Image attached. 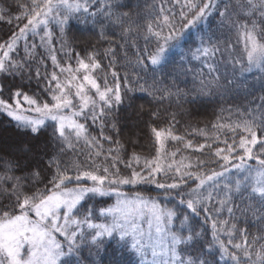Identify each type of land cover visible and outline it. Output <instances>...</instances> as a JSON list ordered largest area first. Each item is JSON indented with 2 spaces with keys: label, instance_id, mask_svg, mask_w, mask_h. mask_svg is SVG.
Wrapping results in <instances>:
<instances>
[{
  "label": "snow or ice",
  "instance_id": "6c2138e0",
  "mask_svg": "<svg viewBox=\"0 0 264 264\" xmlns=\"http://www.w3.org/2000/svg\"><path fill=\"white\" fill-rule=\"evenodd\" d=\"M169 2L153 6L144 20L123 11L129 6L121 0H13L16 12L0 0V23L10 26L0 36V115L28 137L7 144L0 124V264H264V113L217 117L179 134L176 113L153 110L149 154L129 152L136 141L114 139L115 111L132 93L196 105L216 89L246 88L239 77L253 69L264 73V0H237L223 10L219 0ZM213 13L217 31L234 33L241 48L203 30ZM73 18L99 27L110 45L103 49L106 65L95 48L76 51L68 38ZM106 27L118 28L119 40L105 35ZM193 30L199 46L189 54L208 75L199 70L198 89H182L175 79L164 84L157 69ZM112 45L124 50L121 66L131 74L117 71ZM170 142L179 147L170 149ZM133 185L161 191L122 190ZM113 196L101 206L100 198Z\"/></svg>",
  "mask_w": 264,
  "mask_h": 264
},
{
  "label": "trees",
  "instance_id": "16d2710c",
  "mask_svg": "<svg viewBox=\"0 0 264 264\" xmlns=\"http://www.w3.org/2000/svg\"><path fill=\"white\" fill-rule=\"evenodd\" d=\"M25 2L26 0H16V3ZM219 2L220 9L223 10L225 3L234 6L237 3V0H219ZM8 3H13V0H8ZM121 3L129 6L125 7L123 11L131 10L133 13L139 12L141 16L144 17V20L151 19V17L147 15V12L152 9L153 6H159L160 4H164L165 8L172 6L169 0H121ZM12 11L16 12L15 3H13ZM219 19L220 17L213 13V15L209 17L207 24L203 26V30L208 31L211 29L213 32H216L222 40L227 38L229 43H232L238 49L241 48L242 45L235 44L236 36L234 33L225 31L223 35H221V33L217 31V22ZM144 20H141L140 22L143 24ZM9 30V25L0 23V36L4 35ZM57 31L58 30L53 27V32L56 33ZM105 35L111 39L119 40V29L114 28L109 30V28L106 27ZM68 38L73 41L76 51L81 55L84 54L85 49L91 51L95 48L101 52V63L105 65L108 63V57L103 56V49L108 48L110 45L108 41L100 36L99 27L93 26L91 23H81L79 20L73 18L68 26ZM53 43H56L57 45L59 43L55 36ZM137 43L140 47H143L144 45L143 39H139ZM112 46L116 49L115 55L118 61L116 65L117 71L120 72L121 75H123L124 72L131 74V68L121 66L124 63V50L116 45ZM197 46H199V44L196 39L195 30H193L192 39L187 40L180 48L174 49L168 53V61L164 65L163 71L161 72L157 69V74L163 79L164 84L170 86L171 81L175 79L176 84L185 90H190L192 88L198 89L200 87L199 81L202 77L199 70L203 69L204 76L208 75V71L206 66L200 60L192 59L189 54V49ZM127 50L131 55V49ZM37 51L44 57V63L48 65L47 70L51 71L52 65L47 54L41 49H37ZM57 55L63 63V53L57 52ZM226 55L227 54H225V56ZM217 61H220L219 56L217 57ZM73 63H75V61H73ZM220 67L221 72L223 73L222 63L220 64ZM45 70V68H41L42 72ZM141 75L145 74L141 73ZM228 75L229 78H231L230 72ZM147 77L149 82H151V69H149ZM261 77H264V73L258 69H253L252 72L245 73L242 77H239L241 82L247 84L246 88L234 87L230 90L224 88L216 89L211 97L202 98V100L196 105L184 103L183 100L178 103L175 98L159 101L147 93L140 91L132 93L130 98H126V103L120 105L118 110L115 111L118 126L120 128V136L114 137V139H121L125 144H128L129 139L136 141L137 143L134 148L132 145L128 146L129 152L135 150L146 155L149 154L151 141L149 140L150 131L147 126L149 122L148 112L153 110H160L162 115L176 113V120L179 121L176 125V131L179 134H184L186 131L191 132L194 127L204 128L206 125H211L216 122L217 117H222L223 120L227 122L241 118L248 113H254L259 116L264 113V87H262L264 80H262ZM221 79L223 80V75ZM109 82H112L111 77H109ZM31 86L36 88V80L31 82ZM40 86H43L42 80L40 81ZM44 98L48 99V97ZM141 105H143V111L140 109ZM184 109H187L188 111L186 112ZM51 123V121L48 122L49 125ZM0 124H3L6 128V131L4 132V140L7 144H16L18 141L28 139L26 136L21 137L18 135L15 129L8 124L7 120L2 115H0ZM90 131L93 134L98 135L97 125H90ZM50 132L51 129L48 128V132L45 133V137L43 138H46ZM189 139H194V142L196 143L203 142V138L199 136H189ZM79 147L82 146H78V148ZM107 147H109V145L105 144V148ZM176 147H179V145L175 142H170V149H175ZM213 167L215 166L213 165ZM122 190L129 193L139 191L146 195H156L161 191L153 185L126 186ZM100 199L101 206H107L113 203L114 196ZM250 230L255 231L254 228Z\"/></svg>",
  "mask_w": 264,
  "mask_h": 264
},
{
  "label": "rangeland",
  "instance_id": "374dc122",
  "mask_svg": "<svg viewBox=\"0 0 264 264\" xmlns=\"http://www.w3.org/2000/svg\"><path fill=\"white\" fill-rule=\"evenodd\" d=\"M114 201H115V197H114ZM114 201H113V203H114Z\"/></svg>",
  "mask_w": 264,
  "mask_h": 264
}]
</instances>
